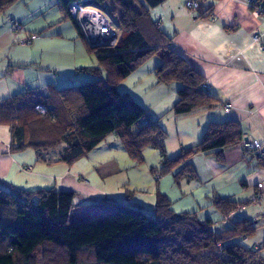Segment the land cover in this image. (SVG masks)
<instances>
[{
  "label": "trees",
  "instance_id": "trees-1",
  "mask_svg": "<svg viewBox=\"0 0 264 264\" xmlns=\"http://www.w3.org/2000/svg\"><path fill=\"white\" fill-rule=\"evenodd\" d=\"M22 0H0V17ZM167 0H58L63 21L72 22L70 4L81 2L107 12L120 25L122 36L114 49L92 50L96 68L83 69L96 77L58 91L48 98L28 91L0 103L12 133V151L33 149L59 152L60 162L74 165L87 158L109 137L116 136L129 157L144 161L146 149L162 157L152 175H172L174 184L196 181L192 159L203 154L224 161V153L241 145L243 131L237 122H212L202 141L169 158L167 132L131 95L119 86L153 58L158 84H179L178 102L171 113L187 117L202 110H216L220 102L203 89L204 77L174 49L170 38L154 21L149 9ZM200 4V19L213 13ZM264 9V0H253ZM16 22V21H15ZM18 23V22H16ZM20 29L22 26L18 23ZM20 30V31H21ZM106 73V76H104ZM47 108L42 115L37 107ZM72 191H27L0 186V264H264L262 250L248 248L260 226L247 220L227 230L196 213H176L170 199L158 193L154 217L140 207L115 200L87 206L75 203ZM213 205L226 217L234 203L214 198Z\"/></svg>",
  "mask_w": 264,
  "mask_h": 264
},
{
  "label": "crops",
  "instance_id": "crops-1",
  "mask_svg": "<svg viewBox=\"0 0 264 264\" xmlns=\"http://www.w3.org/2000/svg\"><path fill=\"white\" fill-rule=\"evenodd\" d=\"M209 5L213 6V13L206 19L188 10L183 0H167L149 10L154 21L172 38L173 49L209 84L211 96L220 102L218 109L187 117L172 114L181 86L158 84L157 62L153 71L145 72L149 61L119 86L120 92L131 95L167 132L169 158L198 145L212 122H237L244 139L264 147V13H255L243 0H208L205 9ZM63 19L58 0H22L0 17V103L28 91L48 98L62 89L90 82L75 79L84 66L86 43L79 38L74 24ZM12 21L20 23L22 30L14 32ZM255 36L258 41H254ZM28 38H32L31 44L24 46L23 41ZM134 77L137 80L133 87L142 94L137 98L128 91V83ZM225 104L232 105L230 115L224 112ZM112 142L105 141L74 165L60 162L56 150L14 152L11 126L0 114V186L27 191H72L78 194L76 204L81 206L108 199L138 206L143 211L144 203L133 199L135 193L148 195L154 209L157 194L161 193L170 199L174 212L196 213L199 219L211 220L216 229L223 231L230 225L213 205L217 197L237 205L235 223L247 220L260 226L254 238L244 244L262 250L264 255V197L258 204L250 202L260 191L258 185L264 186V160L258 154L246 152L241 145L227 150L223 162L199 154L191 161L198 174L196 181L184 180L176 186L168 176L157 185L151 173L144 185L127 180L126 176L121 178L131 162L123 145L120 147L117 140ZM146 151H150L145 157L147 164H156L150 170L158 167L162 163L159 151ZM150 155L157 156L156 162H150ZM176 202L187 209L178 211ZM201 205L206 206L205 211ZM240 206L246 209L241 210Z\"/></svg>",
  "mask_w": 264,
  "mask_h": 264
},
{
  "label": "built area",
  "instance_id": "built-area-1",
  "mask_svg": "<svg viewBox=\"0 0 264 264\" xmlns=\"http://www.w3.org/2000/svg\"><path fill=\"white\" fill-rule=\"evenodd\" d=\"M188 10L197 11L200 8V4L205 0H183ZM249 7L257 14H263L264 9L259 6H255L253 0H243ZM69 13L71 17L76 21L80 28L85 43L88 48L92 50L97 49H114L119 44L121 39L122 29L120 25L102 9L93 5H84L81 2H73L70 4ZM12 29L14 32H19L20 26L15 21H12ZM32 38H28L23 41V45L30 46ZM259 37L255 36L254 41H258ZM264 49V48H263ZM203 89L206 92H210L211 88L209 84L204 83ZM37 111L42 115L47 113V108L38 106ZM232 111L231 104H225L224 112L230 115ZM241 146L248 153L258 154L259 158L264 160V147L251 139L242 140ZM259 192L255 193L250 202L252 204H258L264 197V186L258 185ZM241 207V206H240ZM241 210H245L246 207H241ZM225 223L232 226L236 221L235 210L232 211L227 218Z\"/></svg>",
  "mask_w": 264,
  "mask_h": 264
},
{
  "label": "rangeland",
  "instance_id": "rangeland-1",
  "mask_svg": "<svg viewBox=\"0 0 264 264\" xmlns=\"http://www.w3.org/2000/svg\"><path fill=\"white\" fill-rule=\"evenodd\" d=\"M121 36H122V34H121ZM82 42V41H81ZM83 43V42H82ZM86 46V45H85ZM85 54H87L86 55V57L83 55V60H82V65L84 64V66H82V68L78 71V76H75V79H76V81H81V80H88V81H93V80H95L96 79V77L95 76H93V74H89V73H87L86 71H84L83 69H88V68H96L97 66H98V62H97V59L95 58V56L94 55H91V54H89L88 53V51H87V47H86V49H85ZM158 63L159 64V59L158 58H153V59H151L150 60V63H149V65H147V67H146V73L148 74L152 69H153V67H154V63ZM153 71V70H152ZM104 76H106V73H104ZM137 79H136V77H134V79H132L129 83H128V85H129V88H128V91H131L133 94V96L134 97H139V94L140 95H142L141 94V92L137 89V87H133V83L136 81ZM125 93V92H124ZM113 140H117V142H118V144H119V146L121 147L122 145H120V144H122L121 143V141L116 137V136H111V137H109L106 141H108L109 143L110 142H112ZM174 141V137L172 136L171 137V139H170V145L172 144V142ZM112 144H116V142H112ZM146 150H148V149H146ZM144 151V153H143V158H144V161L142 162V163H138V162H135V161H133L130 157H129V155H128V157H127V160H129L130 162H131V165L129 166V168H127V170L125 171V173L121 176V178H123L124 176H126V179L127 180H130V181H132V182H141L142 184H144L145 185V181H146V179L148 180L149 178H150V174H151V170H150V166H154V165H156V164H147V162H146V160H145V157H146V155H147V152H150V151ZM167 150V149H166ZM178 154H176L175 156H177ZM126 156V155H125ZM172 156V155H171ZM174 156V157H175ZM156 155H150L149 157H148V159L150 160V162H152V163H154V162H156ZM126 158V157H125ZM123 159H124V157H123ZM161 166V164L158 166V167H155V168H159ZM153 169V168H152ZM152 176H154V175H152ZM168 176H171L172 177V179H173V176L172 175H168ZM168 176H164V177H168ZM164 177H162V176H160V175H157V176H155L154 178H155V182L154 183H156L157 185L159 184V182L164 178ZM169 178V177H168ZM174 181V180H173ZM193 184V183H192ZM194 184H196V183H194ZM134 195V194H133ZM133 199H134V201H136V202H138V203H144L143 205H144V207H145V213L147 214V215H149L150 217H154V208L153 207H151V205H150V202H149V197H148V195L147 196H142L141 194H138V193H135V196L133 197ZM140 201V202H139ZM75 203H78L77 202V200L75 201ZM175 207H176V209L179 211V210H181V209H187L186 207V205L183 207V206H181V204L180 203H178V202H176V204H175ZM201 209H204V211H205V209H206V206H202L201 205ZM254 237H251L250 238V240L251 239H253Z\"/></svg>",
  "mask_w": 264,
  "mask_h": 264
}]
</instances>
